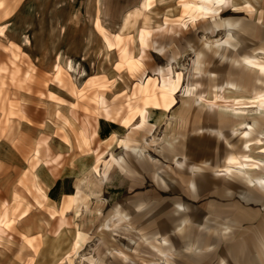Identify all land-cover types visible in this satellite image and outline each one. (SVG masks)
Masks as SVG:
<instances>
[{
    "label": "rangeland",
    "instance_id": "374dc122",
    "mask_svg": "<svg viewBox=\"0 0 264 264\" xmlns=\"http://www.w3.org/2000/svg\"><path fill=\"white\" fill-rule=\"evenodd\" d=\"M143 1L0 0V30L5 31L0 34V69L7 70L0 72V221H12L7 233L0 235V264H165L141 236L160 222L158 207L172 199H181L178 204L185 207L174 203L169 215L193 212L202 216L198 222H189L179 237L172 236L178 243L172 247L170 264H186V243L194 242L197 249L203 237L214 242V249L189 252L196 264L208 260L215 249L224 251L228 264H240L231 251L238 243L245 245L248 260L264 264V191L246 181L250 176L264 178V113L253 104L254 94L242 86L226 88L221 92L225 100H216L219 92L213 71L239 67L222 59L215 47L227 39L228 30L224 27L213 34L206 30L214 20L182 17V3L200 0H152L147 10L141 9ZM248 4L254 7L252 13L247 11ZM223 11L228 13L222 21L239 22L234 31L246 24L254 33L252 41H232L241 43L237 49L230 48L234 55L243 47L264 49V0H232ZM131 14L129 26L124 27ZM99 15L108 38L113 41L114 35H121L117 48H107L97 32ZM166 22L175 31L158 33V28L167 27ZM180 22L184 26L178 29ZM144 23L156 31L148 38V56L137 72L130 73L126 67L117 70L123 49L134 58L140 55L137 31ZM239 36L243 38L242 33ZM155 41L166 48L164 56L154 49ZM17 47L22 59L17 63L19 74L11 80L16 67L11 65L10 50L17 52ZM201 49L208 55L202 64L205 74L193 77ZM258 56L264 61L263 55ZM57 64L65 70L60 80L55 79ZM157 68L164 79L183 74L178 105L168 113L150 108L143 126L137 116L130 128H122L120 122L129 106H141L137 85L147 84L150 78L162 84V77L153 72ZM27 73L30 77L24 80ZM250 73L246 74L255 79V87L260 85L259 75ZM197 82L203 83L199 91L205 101L185 94ZM80 92L82 97L77 98ZM233 100L235 106L230 104ZM211 101L218 107L209 109ZM186 105L191 107L189 121H195L187 126L182 123ZM214 113L230 142L212 134L208 166L195 170L193 176L185 165L195 158L187 144L203 137L190 129ZM255 121L262 131L256 128L251 137L244 136ZM231 122L243 124L231 127ZM110 129V136L101 137ZM126 138L129 149L120 146ZM249 138L263 141L245 148L241 140ZM227 150L241 163H258L261 168L235 167L227 175L222 167ZM111 154L119 165L110 163ZM98 155L102 160L96 174ZM174 160L183 163L181 171ZM103 162L110 167L104 168ZM204 176L212 182L207 192L184 182ZM78 190V203L64 213L63 220L68 197ZM237 213L254 217L238 224ZM121 218L126 220L118 222ZM79 232L84 235L83 244L75 254ZM119 253L128 256V261Z\"/></svg>",
    "mask_w": 264,
    "mask_h": 264
},
{
    "label": "bare ground",
    "instance_id": "6f19581e",
    "mask_svg": "<svg viewBox=\"0 0 264 264\" xmlns=\"http://www.w3.org/2000/svg\"><path fill=\"white\" fill-rule=\"evenodd\" d=\"M151 1L152 0H144L141 4V9L147 10L151 6ZM231 1L232 0H200V2H194V3L186 1L182 3V9H183L182 17L185 16L191 21H194V19H199V18H201L202 20H207L209 18L214 20L213 21L214 24L212 26H209V28L206 30V31H211V33L213 34L216 33V30L222 29L224 27L228 30L227 39H225L224 42L222 43L217 42L215 44V47L219 49L218 55L222 59L225 58L227 60H231V62L232 61L234 62L233 65L238 64L239 67L238 68L235 67L236 70L230 69L227 67L225 68L217 67L218 69L216 71H213V73L216 75L215 76L216 78H214L213 81L215 82V84H217L215 88L219 92V95L216 94V100H219V99L225 100L224 99L225 96L222 95L221 92H224L226 88L237 90L240 86H242L247 90V92L254 94L253 104L254 105L256 104L257 108L264 113V61L262 60L261 57L258 56L259 54L264 56V49L253 48V50H249L243 47L242 49L239 50L238 56L237 54L234 55V52L230 51V48L237 49L238 45L241 44L240 42L238 44H233L232 41L240 38L242 40V43L243 42L245 43L248 41H252L254 38L253 36L254 33H252L251 31L250 25L247 26L245 24V25L240 26L241 28L237 32V31H234L233 29L238 27L237 25L239 22L237 23L230 19H223L222 21L223 16H225L228 13V11H223V10H225L226 7L230 5ZM2 5L3 4L0 3V6ZM247 7H248L247 11L252 13L254 7L249 4ZM101 10H102V4L100 3V6H99L100 14L102 12ZM131 16L132 14L130 15V17L126 18L124 22L125 23L124 27L129 26V20L131 19ZM178 24H180L178 25V29L184 26V23L180 22ZM95 25H96L97 32L102 36L103 40H105L107 48L114 49V48H117L118 45H120V43H122L120 34L114 35L112 37L113 41L106 36V30L104 26L101 25L100 23V15L98 16L95 22ZM166 26H167L166 28H163V27L158 28L157 29L158 33L173 32L174 30L173 25L166 22ZM137 33H138L137 39L139 41L140 55L137 58H134L133 56L126 54L123 49L121 52V56H122L121 61L118 64H116L117 70L123 71L124 67H126L130 71V73L137 72L140 66L142 65V63L144 62L145 58L148 56V53H147V49L149 48L148 38L154 35L156 31L151 30L149 24L144 23V25L137 31ZM240 33H242L243 38L239 36ZM0 34L5 35L4 29L0 30ZM154 44H155L154 49L157 51V53H159L160 56H164L165 54L164 52L166 48L163 47V45L158 44L156 41L154 42ZM16 49H17L16 50L17 52H13L10 50L11 52L10 55L12 57L11 65L13 67H16V70H12V72L10 73L11 80H15L16 76L19 74L17 63L18 61H21L22 59V56H20V53H19L20 48L17 47ZM227 53H230V55H228ZM207 58H208V55L203 51V49L197 52V59L194 63L195 65L194 73L192 74L193 77H195L196 75L199 77L203 73L205 74L204 69L202 68L203 67L202 64L205 63ZM174 59H175L174 57L170 58L169 62L171 63ZM55 70L57 71L55 79L60 80V77L64 73L65 70H63V67L61 66V64H57L55 67ZM240 70H242L241 74H240ZM247 71L251 73L256 72L259 75V78L257 81L258 83H260V85H257L255 87V84H254L255 79L249 78L251 75L248 76V74H246ZM0 72L7 73V70L0 69ZM153 72L156 75H158L159 73V75L162 77V81H161L162 84L157 85L156 80L154 79L152 80L150 78L148 79L147 84L137 85L136 97L140 98L141 106L139 107L129 106L128 111H127L128 114L120 122L121 124L120 126H122V128L124 129L130 128L131 124L133 123V121L136 119L137 116L141 118L140 126H143L145 124L144 122L146 120V114L148 112L147 110H149L150 108H155V110H161L165 113H168V112H172L173 109L178 105L176 95L180 92L182 88L183 74L178 73V74H174V76L170 75V77H168L167 79H164L163 71H161L160 68L155 69ZM228 75H231L232 78H229ZM29 77H30L29 73L25 74L24 80L29 79ZM235 79L237 80V82H235L236 81ZM243 83H246L247 88L245 87V85H243ZM202 86H203V83H199V82H197L196 84L192 83L191 85H189V88L185 90V94L188 97L197 95L200 101H205L204 95H202L203 93L199 91V89ZM103 87L104 86H101V88ZM76 96L77 98H81L82 92H80L79 94H76ZM235 103L236 101L233 100L232 103L230 104L232 106H235ZM208 104L210 106L209 109L218 107L217 103L213 101H211ZM186 107H187V110H186L187 114L183 116L182 123L187 126L189 125V123L192 124V121L193 123H195V121L193 119L189 121L188 117L191 112V107L189 108V105H186ZM215 116L218 119V115L216 113L204 116V118L201 121H199V125L193 126L190 129L191 130L190 132H194L197 135V137L198 136L203 137L198 140H192L188 142L187 144V149L189 153L197 152L195 154L193 153V155L195 156L194 159H192L191 161L188 160L185 163L187 170L192 172L191 173L192 175L194 174L195 170H198V169L206 170L205 166H208L207 161H209L210 159V153H208V151L210 150V148H212V145H213L209 137H211L212 134L223 136L226 140L230 142L229 133L225 134L223 132V129L219 127L218 124H216ZM225 122H228V120H225ZM231 123H232L231 127L236 126V125L241 126L243 124V122L239 124L236 122H231ZM258 125L259 123L257 124L255 121L254 125H250L248 127V132H245V133L242 132V133H244V136L251 137L252 136L251 134L256 132V128H259L258 130L262 131L263 129L262 125L261 126L260 125L258 126ZM262 132H264V129ZM96 136H98L97 131L94 133V137ZM261 136L264 137V134H262ZM128 139L129 138H126L125 141H120V146L124 145L125 148L129 149ZM242 141L244 142V144H247L245 148H249L250 147L249 144H251L252 142L256 141V143H259V142H262L263 139L260 138V139L252 140L251 138H249L247 140H241V142ZM130 150L135 152L136 149L130 148ZM238 150L240 152L243 151L242 146ZM232 153L233 152L227 150L226 154L223 155L225 160L223 162L222 167L225 169V173L227 175L235 167L248 166L250 168H256V167L261 168L260 164L258 163L252 164V165H245L243 162L241 163L238 160V158H236ZM169 159H171V157H169ZM204 159H206V161H201ZM100 160H102V157L98 155L97 166L94 168V171L96 174L99 173V167L101 164ZM174 162L176 164V167L179 169V171H181V169H183V163L177 160H174ZM51 163L53 162H48V161L46 162V164H51ZM110 163H116L117 165H119V160L114 158V155L111 154ZM199 163H201L202 165ZM103 164H104V168L106 169L110 167L108 162H103ZM104 176L106 177L105 174ZM246 181L249 183V185L259 186L264 191V178H262L261 176H257V177L250 176ZM184 182L186 184H191L197 190H201L202 192H207L211 190L212 188V182L207 176H204L203 178H199L197 180H195L194 178L192 179L189 178L187 180H184ZM78 196H79V190L77 191L75 195H69L68 197L69 201L67 205L65 206L64 210L61 212L63 220L65 218L64 213H66V211H68L70 208H72L78 203V199H77ZM180 201L181 199H172L170 200L168 205H163L161 208L158 207L156 211L157 212L156 217H158V215L160 216L159 218L160 222L156 223L155 226H149L147 234H143L141 236V239L144 238V241L149 243L150 247L156 252V254L157 253L160 254L158 257L163 259L165 261V264H170L171 261L173 260L172 259L173 255L171 254L172 247L178 243L177 241H175V238H172V236L175 235L176 238L177 236L179 237V234L183 233V231L188 228L189 225L187 224L189 222L193 223L192 220H194L195 222H198L200 220V217L202 216V215L198 216L194 214L193 212L191 214L190 213L180 214L179 216H176L173 214L169 215L170 213L168 212V210L170 211L172 209V205H174V203H176L180 207H185L181 204H178V202ZM155 210H156L155 208L152 209V211H155ZM249 215L237 213L235 215V222L238 224H241L244 221L249 220V219L251 220V218L254 217V215L252 214H249ZM125 220L126 218H121L118 220V222H122ZM11 225H12V221H7L4 223L3 221H0V235L6 234L7 230L10 229ZM83 236H84L83 233L79 232L78 236L75 238L74 246L72 250L73 253L76 254L82 247ZM186 237H183V239H185ZM213 246H214V242L206 240V238L203 237L202 239H200V243H198L197 249L194 248L195 247L194 242L186 243L185 249L188 253L192 252L193 249L195 251L199 250V252L201 251L208 252L209 250L214 249ZM231 251L236 258L234 260L237 261L238 263L256 264L254 261H250L246 258L245 245L240 244V243L235 244L231 247ZM188 253H186L184 257V258H187L186 264H196L197 263L195 260L196 258L188 255ZM119 254L123 255L122 253H119ZM151 255L157 257L154 254H151ZM123 256L128 261L129 257L126 255H123ZM227 260H228V257L227 255L224 254V251L219 252L218 249H215L213 255L209 257L208 260L201 261V264H214L215 261H218V264H228V262H226ZM154 264H157V263H154Z\"/></svg>",
    "mask_w": 264,
    "mask_h": 264
},
{
    "label": "trees",
    "instance_id": "16d2710c",
    "mask_svg": "<svg viewBox=\"0 0 264 264\" xmlns=\"http://www.w3.org/2000/svg\"><path fill=\"white\" fill-rule=\"evenodd\" d=\"M112 132V130L110 129V131H107L105 133L101 134V137H108L110 136V133ZM60 186V182L57 183L56 187L54 188V190L52 191L51 195L54 194V192L56 191V189Z\"/></svg>",
    "mask_w": 264,
    "mask_h": 264
}]
</instances>
